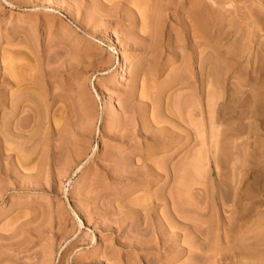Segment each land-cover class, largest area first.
<instances>
[{
	"label": "rangeland",
	"instance_id": "1",
	"mask_svg": "<svg viewBox=\"0 0 264 264\" xmlns=\"http://www.w3.org/2000/svg\"><path fill=\"white\" fill-rule=\"evenodd\" d=\"M131 1L0 0V264H263L248 253L247 223L231 218L256 193L264 239V130L251 112L222 119L264 92L256 3L217 0L215 31L195 32L188 0L167 11L149 0L150 17ZM210 93L223 114L214 130ZM145 102L155 120L185 103L183 118L200 125L183 121L168 141L144 134ZM117 158L134 161L130 174ZM147 158L166 172L140 173ZM140 201L146 218H135Z\"/></svg>",
	"mask_w": 264,
	"mask_h": 264
},
{
	"label": "bare ground",
	"instance_id": "2",
	"mask_svg": "<svg viewBox=\"0 0 264 264\" xmlns=\"http://www.w3.org/2000/svg\"><path fill=\"white\" fill-rule=\"evenodd\" d=\"M135 1V0H134ZM151 1V0H150ZM163 0H160V4L161 3H163L162 2ZM167 1V0H166ZM187 1V0H186ZM189 2H190V6H189V17L191 16L192 17V26L191 27H194V30H195V32L197 31H200V32H204V31H207L208 30V28L209 29H214L213 31H215V27H216V25L218 24V17H217V11H219V9H218V1L217 0H207V3H206V5H205V7H204V4L202 5V1L203 0H188ZM187 1V2H188ZM205 1V0H204ZM203 1V2H204ZM221 1V0H220ZM222 1H224V0H222ZM255 2L256 3V5L254 4L252 7H253V11H255V10H259V11H256V12H258L257 13V17L254 19V20H252L250 23H255V27L257 28H255L254 27V30L256 29V30H264V0H251L250 2ZM152 2H153V0H152ZM159 2V1H158ZM175 2V3H174ZM225 2V1H224ZM230 2V1H229ZM131 3H132V1H131ZM171 3H174L175 5V8H178V9H180V8H184L183 7V0H168L167 2H164L163 3V5H161V6H163V8H164V10L163 11H167L168 9H171V8H174V6H172V4ZM226 3V2H225ZM132 4H134V3H132ZM159 3L157 4V5H160ZM134 5H136V7H138V8H140L139 10H141V12L139 11V13L141 14V16H147V17H150V14H151V11H152V9H154L153 7H154V4H150V2H149V0H137L136 2H135V4ZM103 6V5H102ZM133 6V5H132ZM256 6H258V7H256ZM228 7V6H227ZM251 7V6H250ZM158 8V7H157ZM161 8V7H160ZM220 8V7H219ZM124 9V8H123ZM137 9V8H136ZM218 9V10H217ZM235 9V8H234ZM233 9V10H234ZM239 9V8H238ZM248 9V8H247ZM246 9V10H247ZM252 9V8H251ZM224 10V9H223ZM233 10H231L230 12H232ZM242 10V7L240 8V11ZM244 10V9H243ZM249 10V9H248ZM179 11V10H178ZM227 11H229V10H227ZM101 12V11H100ZM132 12H133V10H132ZM132 12H130V13H132ZM175 12V11H174ZM234 12V11H233ZM243 12V14L244 13H246L245 12V10L244 11H242ZM241 12V13H242ZM252 12V11H251ZM250 12V13H251ZM256 12H252V15L254 14V13H256ZM176 13V12H175ZM224 13V12H223ZM240 13V14H241ZM111 14V13H110ZM116 14V13H115ZM133 14V13H132ZM140 14H139V16H140ZM159 14V13H158ZM182 14V13H181ZM219 14H221V13H218V15ZM232 14V13H231ZM242 14V15H243ZM246 14H249L248 12L246 13ZM245 14V16H249V15H246ZM167 15V14H166ZM228 15H229V13H228ZM233 15L235 16V14L233 13ZM239 16V15H238ZM156 17V16H155ZM250 17H253V16H251L250 15ZM249 17V18H250ZM144 18V17H143ZM142 18V19H143ZM175 18V17H174ZM219 18H221V17H219ZM240 18V17H239ZM241 18H243V17H241ZM254 18V17H253ZM151 19H152V17H151ZM163 19V18H162ZM222 19V18H221ZM238 19V18H237ZM144 20H146V19H143L142 21H144ZM149 20V19H148ZM165 19H163V21H164ZM175 20V19H174ZM152 21H154V20H152ZM151 21V22H152ZM145 22H147V21H145ZM144 22V23H145ZM149 22V21H148ZM155 22V21H154ZM143 23V24H144ZM183 23V22H182ZM236 23V22H235ZM152 24V23H151ZM158 24V23H157ZM161 24V23H160ZM188 24V23H187ZM148 25V24H147ZM159 25V24H158ZM157 25V26H158ZM185 25V24H184ZM219 25V24H218ZM250 25L251 24H249V26L248 27H250ZM145 27H146V25H144ZM149 26V25H148ZM142 27V26H141ZM150 27V26H149ZM184 27V26H183ZM245 27V26H244ZM132 27H130L129 29H131ZM152 28V27H151ZM155 28L156 29H158L156 26H155ZM247 28V27H246ZM145 29V28H144ZM147 29H149L148 27H147ZM187 29H188V27H187ZM244 29V28H243ZM249 29V28H248ZM193 30V29H192ZM245 30V29H244ZM247 30V29H246ZM255 30V31H256ZM155 31V30H154ZM210 31V30H209ZM212 31V30H211ZM145 32H147V30L145 31ZM149 32V31H148ZM194 32V33H195ZM130 33V32H129ZM209 33V32H208ZM247 33V32H246ZM250 33V32H249ZM256 33H259V32H256ZM197 34V33H196ZM200 34V33H199ZM238 34V33H237ZM236 34V35H237ZM149 35V34H148ZM258 35V34H257ZM196 37V36H195ZM241 37H242V35H241ZM246 37V36H245ZM244 37V38H245ZM243 38V39H244ZM214 39V38H213ZM241 41V40H240ZM243 42V41H242ZM238 43V42H237ZM261 45V44H260ZM242 46H243V44H242ZM241 46V47H242ZM238 47V46H237ZM240 47V46H239ZM262 47V46H261ZM244 48V47H243ZM235 49V48H234ZM261 49H264V48H261ZM257 51V50H256ZM263 51V50H262ZM222 52V51H221ZM209 53V52H208ZM213 53V52H212ZM227 53V52H226ZM244 53V52H243ZM263 53H264V51H263ZM215 54V53H214ZM211 55V54H210ZM248 55V54H247ZM263 55V54H262ZM259 56V55H258ZM261 56V55H260ZM212 57H213V55H212ZM212 57H210V58H212ZM216 56H214L213 58H215ZM233 57V56H232ZM263 57H264V55H263ZM259 58H261V57H259ZM121 60H124L123 58L121 59ZM204 61V60H203ZM263 61V60H262ZM123 62V61H122ZM217 62V61H216ZM124 63V62H123ZM202 63V62H201ZM261 63V62H260ZM19 64V63H18ZM262 64V63H261ZM260 64V65H261ZM202 65V64H201ZM200 65V66H201ZM259 65V64H258ZM124 67V66H123ZM256 67V66H255ZM254 68V67H253ZM264 68V67H263ZM121 69H123V68H121ZM186 69V68H185ZM212 69V68H211ZM211 69H210V71H211ZM257 69V68H256ZM262 69V68H261ZM202 70V69H201ZM224 70V69H223ZM21 71V70H20ZM123 71V70H122ZM253 71V70H252ZM187 72H189V71H187ZM264 72V71H263ZM215 74V71L214 72H212V74ZM211 74V75H212ZM22 75V74H21ZM264 75V74H263ZM208 76V75H207ZM217 76V75H216ZM25 77V76H24ZM208 77H210V76H208ZM223 77V76H222ZM178 78V77H177ZM215 79H216V77H214ZM214 78H212V80H214ZM262 78V77H261ZM264 78V77H263ZM173 81V80H172ZM243 81V80H242ZM246 81V80H245ZM254 81V80H253ZM260 81V80H259ZM17 82V81H16ZM207 83V82H206ZM210 83H211V81H210ZM214 82H212V84H213ZM246 83V82H245ZM258 83V82H257ZM215 84V83H214ZM263 84H264V82L262 83V87H264L263 86ZM240 85V84H239ZM23 86V85H22ZM208 86V85H207ZM214 86V85H213ZM212 87V86H211ZM215 88V87H214ZM213 88V89H214ZM213 89H211V90H213ZM216 89V88H215ZM214 89V90H215ZM218 89H219V87H218ZM241 89V88H240ZM264 90V89H263ZM208 91V90H207ZM214 92V91H213ZM250 93V92H249ZM248 93V94H249ZM263 93L264 92H257V93H255L254 95H253V97H251V96H249V97H251V98H249V97H244V98H242V96L239 98V105H235V108H237V107H240L241 105H242V111L240 112V114H238V115H233V112L235 111H237L238 109H235L234 107L233 108H228L230 111H227V112H230L229 114H231L232 113V115H230V116H225V115H228V114H225L224 116H223V114H221V112H219L220 110H218V109H216V107H215V105H214V103L216 102V103H218L217 101H218V98H217V101H216V99L214 100V97L216 96V95H213V94H211L210 93V95H209V102H210V105H209V103H208V105L210 106L209 108H210V115H211V118H210V120H212V121H210V122H212V125H211V128H213L214 127V125H213V122H214V124H216L217 122H215V121H217V120H219L220 119V117L221 116H223V121H224V119L225 120H234V122H235V120L238 118V119H243V118H247V116H248V114H250V112L253 114V115H257V117H256V120H257V124H259V125H261V128L264 130V115L262 114L261 115V112H259L260 114H257L256 113V111H254V110H257V107H259L260 106V104H261V102H262V100H263ZM150 94V93H149ZM233 95H234V93H232ZM159 95H161V93L159 94ZM188 95V94H187ZM193 95V94H192ZM240 95V94H239ZM242 95V94H241ZM251 95V94H250ZM18 96V95H17ZM181 96V95H180ZM184 96V95H183ZM235 96V95H234ZM244 96V95H243ZM15 97V96H14ZM14 97H12V98H14ZM150 97V96H149ZM182 97V96H181ZM192 97V96H191ZM236 97V96H235ZM11 98V97H10ZM16 98V97H15ZM159 98V97H158ZM187 98H188V96H187ZM193 98V97H192ZM191 98V99H192ZM151 99V98H150ZM182 99V98H181ZM190 99V100H191ZM195 99V98H194ZM194 99L191 101L192 103L190 104V106H192V107H190L189 109L190 110H188V114H190V115H187V116H190V117H192L193 115H194V113H195V111H196V107H197V103L194 101ZM213 100L215 101L214 103H213ZM233 100H234V98H233ZM238 100V99H237ZM14 101V100H13ZM18 101V100H17ZM153 101V100H152ZM181 101V100H180ZM236 101V100H235ZM12 102V101H11ZM174 102V101H173ZM182 102H184V101H182ZM223 102V101H222ZM237 102V101H236ZM235 102V103H236ZM168 103V102H167ZM178 103H179V101H178ZM178 103H177V105H178ZM193 103H196L197 105H195V104H193ZM160 104V103H159ZM175 104V103H174ZM183 104H185V103H182L181 105H183ZM193 104V105H192ZM12 105V109L11 110H13V112H15L16 111V107L18 106V102H14V103H12L11 104ZM152 104L151 103H148V102H145L144 104H143V107L141 108L142 110V113L144 114L140 119H141V122H142V124L140 123V125H142L141 126V130H142V132H143V130L144 131H146V133L144 132V134H147V133H149L151 136H157L158 138L160 137V138H163V139H165L166 141H168L169 139H171V138H174V136H176L175 138H177V139H179L178 137L180 136V133H181V130H184L183 129V125H184V122L186 121V122H188V123H191V124H193L194 126H197L198 124L200 125V123H198V122H196V120L194 119V117L193 118H190L188 121L185 119L186 117L184 116V115H182L183 113H181V111H180V106L178 107L177 105H176V107H177V109L175 108V109H171L172 108V106H171V108H169V106L168 105H166V108H164L163 110V113H162V115L160 114V116H159V118L158 119H156L155 120V118H157V116L158 115H156L155 116V118L153 117V116H150V117H147V115H145L146 114V112H147V110L149 109V107L151 106ZM222 105H224V104H222ZM264 105V104H263ZM153 106V105H152ZM168 106V107H167ZM155 107V106H154ZM183 107V106H182ZM199 107V106H198ZM261 107H263V106H261ZM158 108V107H157ZM174 108V107H173ZM180 108V109H179ZM218 108V107H217ZM260 108V107H259ZM169 109V110H168ZM227 109V108H226ZM186 110V109H185ZM261 110H263V109H261ZM184 111V110H183ZM187 111V110H186ZM190 111V112H189ZM194 111V112H193ZM197 111H199L198 110V108H197ZM223 111V110H222ZM226 111H225V113H226ZM232 111V112H231ZM264 111V110H263ZM159 112V111H158ZM191 112H193V113H191ZM216 112V113H215ZM197 113V112H196ZM152 115H153V113H151ZM150 114V115H151ZM209 114V113H208ZM192 115V116H191ZM195 115H197V114H195ZM183 117H185V118H183ZM196 117V116H195ZM15 118V117H14ZM188 118V117H187ZM196 118H198V117H196ZM199 118H200V115H199ZM198 118V119H199ZM250 118V117H249ZM197 119V120H198ZM214 119H216V120H214ZM13 120V119H12ZM214 120V121H213ZM243 120H245V119H243ZM256 120H253V121H256ZM184 121V122H183ZM222 121V122H223ZM226 122H228V121H226ZM237 122H238V120H237ZM247 123H248V121H246ZM138 123V124H139ZM197 123V125H195ZM224 123V122H223ZM231 123H233V121L231 122ZM252 123H254V122H252ZM237 124V123H236ZM246 123H241L240 125H239V127H243L244 125H245ZM16 125V124H15ZM231 125V124H230ZM233 125V124H232ZM247 125V124H246ZM18 126V125H17ZM20 126V125H19ZM213 126V127H212ZM191 127V129H192V127L193 126H190ZM189 127V128H190ZM198 127V126H197ZM219 127V126H218ZM227 127V126H226ZM230 127H232V128H230ZM229 127V129H232V130H229V133H230V131H232L231 133H233V136H234V134H236V133H238L239 134V129H237L238 127H233V126H230ZM245 128H246V126H244ZM250 127H252V126H250ZM255 127V126H254ZM15 128V127H14ZM209 128H210V126H209ZM216 129H217V126L215 127ZM253 128V127H252ZM18 129V128H17ZM133 129V128H132ZM194 129H196V128H194ZM194 129H192V130H194ZM228 129V128H227ZM13 130H15V129H13ZM175 130H180V132H178L177 133V131H175ZM213 130H214V128H213ZM224 130V129H223ZM253 130V129H252ZM198 131V130H197ZM201 131V130H200ZM251 131V130H250ZM225 132H227V130L225 131ZM252 132V131H251ZM217 133V132H216ZM228 133V132H227ZM253 133V132H252ZM143 134V135H144ZM199 134V133H198ZM203 134V133H202ZM213 134V133H212ZM221 134H223L222 132H221ZM220 134V135H221ZM226 134V133H225ZM224 134V135H225ZM254 135V134H253ZM252 135V136H253ZM148 136V135H147ZM218 136V135H217ZM262 136V132H260L259 131V135L257 136L258 138H260ZM184 137H186V136H184ZM213 137V136H212ZM230 137V136H229ZM156 138V137H155ZM174 138V139H175ZM195 138V137H194ZM162 139V140H163ZM181 139V138H180ZM199 138H197V140H198ZM202 140V139H201ZM211 140H212V138H211ZM263 140H264V138H263ZM164 141V140H163ZM217 141V140H216ZM261 143L263 142L262 140H259ZM203 142V141H202ZM217 143V142H216ZM163 144V143H162ZM165 144H167V143H165ZM164 145V144H163ZM255 145V144H254ZM226 147V146H225ZM239 147V146H238ZM263 147H264V145H263ZM156 148V147H155ZM262 150V149H261ZM260 151V150H259ZM264 151V150H263ZM199 151H197V153H198ZM221 152H222V150H221ZM235 152V151H234ZM237 153V152H236ZM250 153V152H249ZM263 153V152H262ZM222 156H223V154H222ZM221 157V156H220ZM252 157V156H251ZM149 158V157H148ZM146 159V160H149V159ZM253 158V157H252ZM118 159V158H117ZM116 159V160H117ZM152 159H154V158H152ZM166 158H164V160H165ZM248 159H250L251 160V158H248ZM166 161V160H165ZM152 162H154V161H152V160H149L147 163H146V165L144 164V167L142 166L138 171L140 172V173H144L146 176H150L153 172H159V171H163V172H166L165 171V166L164 167H162V166H159V165H161V164H159L158 166H157V164H156V166H157V168L159 169V171H158V169L155 167V165H154V163H152ZM192 162V161H191ZM115 163V162H114ZM117 163V168H116V172L117 173H119L120 174V172L119 171H121V173L122 172H127V173H129L130 174V171L132 170L131 168H132V166H133V164H134V161H131V160H128V159H126V158H119L118 159V161L116 162ZM157 163V162H156ZM143 164V163H142ZM235 164V163H234ZM258 164V163H257ZM167 165V164H166ZM139 166V165H138ZM190 166V165H189ZM135 167V166H134ZM140 167V166H139ZM191 167V166H190ZM197 167V166H196ZM161 169V170H160ZM171 169H172V167H171ZM248 169H250V168H248ZM262 169V168H261ZM260 169V170H261ZM192 170V169H191ZM253 171H255L254 169H252ZM112 171V170H111ZM114 171V170H113ZM263 171V170H262ZM124 172V173H125ZM132 172V171H131ZM133 172H136L137 173V171H133ZM237 172V171H236ZM258 172V171H257ZM126 173V174H127ZM254 173V172H253ZM252 173V174H253ZM260 173H262V172H260ZM126 174H124V175H126ZM135 174V173H134ZM264 174V173H263ZM262 175V174H261ZM258 176V175H257ZM263 176V175H262ZM186 182V181H185ZM254 183V182H253ZM183 184V183H182ZM148 186V185H147ZM186 186V185H185ZM254 186V185H253ZM250 188H252V187H250ZM184 190H187V189H185V188H183ZM189 189V188H188ZM254 189V188H253ZM252 189V190H253ZM181 191V190H180ZM263 191V190H262ZM187 192V191H186ZM252 192H254V191H252ZM260 192V191H259ZM245 193H247V192H245ZM188 194H189V192H188ZM256 194V193H255ZM255 194L253 195H251L250 194V192H248L246 195L247 196H245L246 198L245 199H247V201L246 202H243L244 204V206L242 205V207H246L245 209L243 208H241L242 209V211H241V213H240V211H236V212H238L237 214H235L234 215V217L233 218H231L232 220L234 219V221H235V223H233V221L231 222V224L233 223L234 225L235 224H237V223H239V221H244V222H246L247 223V227L249 228V231H248V235L246 234V236L252 241L251 243L250 242H248L249 244L247 245L248 247L250 246V245H256V247L255 248H258V247H261V249H255V248H253L252 246V248H248L249 249V251H248V253L250 254V258H253V256L254 257H257L258 255L257 254H263L264 252V239L262 238V235H261V232H258L257 230V232L255 231V229H256V227L257 226H255L254 225V221H256V214L254 213V210L255 211H257L256 209H259V202H258V200L256 199V197H255ZM182 195V194H181ZM263 195V194H262ZM179 196V195H178ZM148 198V197H147ZM159 198H160V196H159ZM144 199V198H143ZM143 199H141V201L143 200ZM158 199V198H157ZM172 199V201H173V197L171 198ZM175 199H176V197H175ZM224 199V198H223ZM240 199H242V198H240ZM240 199H238V200H240ZM244 199V200H245ZM155 200H156V198H155ZM160 200V199H159ZM140 201V202H141ZM144 201V200H143ZM157 201V200H156ZM172 201H171V203H172ZM175 201H177V199L175 200ZM148 202V201H147ZM170 202V201H169ZM240 202V201H239ZM176 203V202H175ZM178 203V202H177ZM181 203H182V201H181ZM246 203H247V205H246ZM141 204H143L142 202H141ZM141 204H139V205H141ZM172 204H174V202L172 203ZM138 205V204H137ZM136 205V206H137ZM138 205V206H139ZM151 205V204H150ZM239 205V206H238ZM238 205H236V206H238V208L240 207V204H238ZM261 205V204H260ZM172 206H174V208H176L177 206H175V204L174 205H172ZM150 208L151 207H149V205H145V204H143V205H141V206H139L138 208H137V211H138V213H136V216H135V218H142V215L144 214L142 211L143 210H145V214H144V217L146 218L147 216H148V210H150ZM187 208V207H186ZM256 208V209H255ZM182 209V208H181ZM240 209V208H239ZM243 210H245V212L243 211ZM261 210V209H260ZM259 210V211H260ZM234 211V212H235ZM235 212V213H236ZM243 212V213H242ZM142 213V214H141ZM206 213V212H205ZM202 214V213H201ZM262 215H264V214H262ZM179 216V215H178ZM182 217H184V216H182ZM255 217V218H254ZM263 217V216H262ZM134 218V219H135ZM128 219H131V218H128ZM168 219V218H167ZM122 220H124V219H122ZM132 220V219H131ZM135 220H137V219H135ZM121 221V220H120ZM123 222V221H122ZM241 223V224H245V223ZM170 223H171V221H170ZM262 223H264V222H262ZM232 224V225H233ZM259 224V223H258ZM232 225H230L231 227H232ZM244 226V225H243ZM255 227V228H254ZM251 228H253L252 230H251ZM237 229V228H236ZM241 230V229H240ZM254 230V231H253ZM247 233V232H246ZM264 233V232H263ZM260 235V236H259ZM257 237H259V239L257 238ZM254 238H256L257 239V241H256V244H255V242H254ZM233 239V238H232ZM249 241V240H248ZM261 243V244H260ZM257 244H259V245H257ZM237 245V244H236ZM234 247V246H233ZM247 248V247H246ZM247 249V250H248ZM246 250V249H245ZM246 252V251H245ZM255 255H257V256H255ZM247 256H249V255H247ZM247 258V257H246ZM249 258V257H248ZM254 259V258H253ZM253 259H252V261H253ZM257 259H258V257H257ZM255 260H256V258H255ZM255 260H254V262H255ZM257 262H259L258 260H256ZM263 262H264V259H263ZM254 264V263H253ZM264 264V263H263Z\"/></svg>",
	"mask_w": 264,
	"mask_h": 264
}]
</instances>
